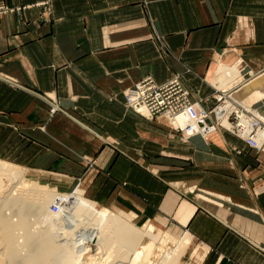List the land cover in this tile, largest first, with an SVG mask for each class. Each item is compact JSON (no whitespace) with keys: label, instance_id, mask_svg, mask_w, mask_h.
<instances>
[{"label":"crops","instance_id":"0c3cea01","mask_svg":"<svg viewBox=\"0 0 264 264\" xmlns=\"http://www.w3.org/2000/svg\"><path fill=\"white\" fill-rule=\"evenodd\" d=\"M0 3L20 8L0 18V159L44 165L60 149L91 157L92 171L73 160L89 197L188 232L206 248L200 264H264V153L224 130L179 141L164 117L123 110L121 95L147 76H178L210 109L220 65L264 69V0ZM50 99L67 110L42 131Z\"/></svg>","mask_w":264,"mask_h":264},{"label":"bare ground","instance_id":"6f19581e","mask_svg":"<svg viewBox=\"0 0 264 264\" xmlns=\"http://www.w3.org/2000/svg\"><path fill=\"white\" fill-rule=\"evenodd\" d=\"M241 72L243 70L239 73L236 65L231 67L220 65L214 75V82L219 79L220 84L217 82L215 84L223 90L225 84L236 82ZM258 72L247 84L240 85L241 87L237 91L230 94L232 100H224L212 111L215 115V117L213 116L214 119L221 122L226 128L232 129L227 119V112L237 109L233 101L245 105L253 111L251 107L255 108L257 98L264 97V70ZM209 86L212 87V84L209 83ZM225 92L229 94L228 90ZM256 113L254 112L257 118L264 123V115L258 110ZM177 121L182 124L184 120L179 117ZM263 134L264 132L261 131L257 134V141H261ZM22 176V173L13 171L9 166L0 163V183L10 181L12 178L21 180ZM21 188L23 189V185ZM24 189L27 191L22 195L17 194V198L12 199V202H18L17 207L21 210L26 205L36 207L38 211L36 212L42 218H39L40 224L47 225V228L41 230V225L35 224L37 226L35 228L37 229L36 233L28 232L29 222L24 210L22 215H18L19 213L17 214L15 209L14 215L16 217L12 221L13 215L7 217L3 211L4 208L9 207L6 205L9 201H5L6 204L0 201V264L6 262L10 264H148V261H152L150 264H177L182 253L179 250H183L190 243L189 237H178L174 231L164 232L161 236L158 235L157 228L150 222L136 226L119 214L92 211L89 204L84 202L80 196L81 191L76 190L70 196H52L48 193H34V184H24ZM18 198L21 199L18 201ZM57 200H61V210L53 213L50 207ZM9 208L11 210V207ZM73 215H77L79 220L82 217H89L90 219L87 222L84 220L73 222L72 220H75L72 218ZM53 217H60L64 224L62 226L52 225ZM73 225L78 226L79 231L73 230L69 235L66 231H69L70 228L73 229ZM16 230L22 232L19 238L14 233ZM56 232L62 234V237L64 236L66 239L68 236L70 238L74 235L78 238L77 240L74 239L76 242H70L66 244L68 246H64L65 244L56 242ZM20 238L22 242L19 241ZM30 242L35 243V253L30 258L26 259L25 257L23 259L20 257V252L23 251H19V248L22 245L20 249H23V246ZM139 257L143 258L142 261L138 260Z\"/></svg>","mask_w":264,"mask_h":264},{"label":"rangeland","instance_id":"374dc122","mask_svg":"<svg viewBox=\"0 0 264 264\" xmlns=\"http://www.w3.org/2000/svg\"><path fill=\"white\" fill-rule=\"evenodd\" d=\"M238 70H239V68H238ZM240 71L241 70H239V73H240ZM257 72L258 71H255V70H251V71L249 70V71L241 72V74H239V77L236 81L237 83L234 82L235 84L229 85L221 91H227L228 90L229 94L234 93L243 84H247L252 79V77H254L257 74ZM210 83H211V81H210ZM212 86L215 87L213 85V83H212ZM128 88L124 89L121 93L123 99H124V93ZM216 89H218V88H216ZM218 90H220V89H218ZM43 97L47 99L46 96H43ZM260 97H262V96H260ZM47 102L48 101H45V103L47 104V106H46L47 111L44 112V114H46V120L44 121V123L38 125V127H37V128L44 129L42 131H45V129H46L45 127L47 126V123H50L57 113H63L67 110L65 107H61L59 105V103L57 102V100H55V99H50V101L48 103ZM241 102H242V100H241ZM122 103H123L122 108H123V110H125L126 107L124 105V101H122ZM257 103L258 102H256V104ZM213 106H214V102H213L211 108H213ZM86 108H87V105H85V106L83 105L82 109L85 110ZM52 109H54L55 111L52 112ZM254 109L259 111V108L257 105H255ZM65 115H67L68 117L71 116L67 113H65ZM212 115H213V113H212ZM213 116L215 117V115H213ZM141 118H144V117H141ZM37 119L38 118L36 116L33 118H30L29 119L30 125L31 124H37V122L32 123L34 121H37ZM70 119H71V121L77 123V121L75 119H73V118H70ZM144 119H147V118H144ZM147 120L150 121L153 119H147ZM167 124L171 128V126L169 125L168 122H167ZM171 130H173V129L171 128ZM173 132L180 137V138H178L179 141H182V140L186 141L187 139H189V138H185L181 133H178L174 130H173ZM26 133H30V132H26ZM174 138L176 139V137H170L169 139L172 140ZM109 141L113 145H116L115 141H112L111 139H109ZM40 146H43L45 148V150H51L50 147L43 145V143H41ZM51 151L54 153L56 152L53 150H51ZM59 151H61V153L62 152L65 153L67 156H64L61 153L57 152L56 153L57 155L53 156V157H55L54 161H52L53 158H51L52 162H50L48 160L44 165L25 166V165L18 164L15 161L0 159V163L9 166V168L12 169L13 171L20 172L23 174L21 180H16V179L12 178L10 181H5V182L0 183V201H2V202H5V201L8 202L9 201L8 204H6L7 202H5V204L8 205L9 207H11V210L8 207L9 209L4 208L3 211L7 217L8 216L11 217L13 215L11 217V219H13L12 221H14L15 220L14 217H16L14 215L15 209H16L17 214L19 213L18 215H22L23 210H24V214H26L27 220L29 222L28 227H27L28 232L36 233L35 231H37V229H35V228L37 226L41 225L39 222L40 217L37 213L38 211H37L36 207H34V206L30 207V205H26V207H24V209L21 210L17 207V205L19 204L18 202H15V203L12 202V199L17 198V196H16L17 194L22 195L28 190L27 187H26L27 190L24 189V184H26V185L27 184L28 185L34 184V186H35L34 193H39V194L48 193L52 196H56V195L70 196L76 190L81 191L80 196L82 197L84 202L89 204V208H91L92 211H98V212H102V213L112 212V213L119 214L123 218H125L126 220L133 222L136 226H140V225H142L144 223H148V222L152 223L151 222L152 217H150L148 215L140 214L136 211H133L132 209H130L128 207H121V206H119L115 203H112V202H108V203L100 202V201L93 199L92 197H89L85 193L86 184L84 183V180H81V177H79V175H78L80 168H79V166L74 165L73 160L79 159V161H81V164L86 165V168L88 167L92 171V170H94V164L92 165L93 159L91 157L89 158L85 155L84 156L82 155L81 157L76 158L73 154H70L69 152L64 151V149H60ZM46 152L47 151H45V153ZM31 154H34V152L32 151ZM6 182H8V183H6ZM22 185H23V189L21 188ZM209 193H211V192L200 191L199 196L201 198H203L204 200L211 201L210 196H208V195H211ZM10 194H11V196H10ZM2 199H4V200H2ZM19 199H21V198H18V201H19ZM20 205H22V204H20ZM3 206H4V204H3ZM57 218L58 217H53L51 220L52 221L51 224L52 225L57 224V225L62 226L64 224L62 219L60 217L58 219ZM72 218H75V220L74 219L72 220L73 222H75L76 220L77 221L84 220L85 222H87L90 219L89 217H87V218L82 217L79 220V217L77 215H73ZM40 219H42V218H40ZM16 220H17V218H16ZM56 220H59V221H56ZM35 224H37V226ZM46 226L47 225H41L40 229L41 230H43L44 228L46 229L47 228ZM74 227L75 226L73 225V229L70 228V230L66 231V233H69V235H70L73 232V230L76 232L78 230L77 229L78 226H76L75 228ZM156 232H158V235L161 236L164 232H173V231H171L169 228L164 227V229H157ZM174 232L177 233L178 237L180 236V237H184V238H188V237L190 238L189 245H187V247H185L183 250L181 249L182 251L179 250V252L180 253L182 252V253L179 256L177 264H200L206 256V254H205L206 248H203V251L200 250V247L197 245L195 240H192V236L188 232H181V233H178L177 231H174ZM14 233L17 234L16 235L17 238H19L22 234V232L18 231V230H16ZM59 234L60 233H57V232L55 234V237L57 235V237H56L57 241L56 242L57 243L60 242V244H65L64 246H68V245H66L67 243L76 242V241H74V239L77 240V238H78V236L74 235V236H72L73 238L72 237L69 238V236H68L66 239V238H64V236L62 237V234H60V236H59ZM58 238H61V239L58 240ZM70 239L72 241H69ZM21 240L22 239L20 238L19 241H21ZM191 241H194V242H191ZM32 244H33V246H32ZM21 246H20V248H21ZM20 248H19V251H23V252H20V257L23 259H25V257H26V259H28V257L30 258L31 256H33V253H35L34 248H36V246H35V243L30 242L28 245L23 246V249H20ZM142 259H143L142 257L138 258L139 261H142ZM150 263H152V261H148V264H150ZM5 264H10V263L6 262Z\"/></svg>","mask_w":264,"mask_h":264},{"label":"built area","instance_id":"2783aa9c","mask_svg":"<svg viewBox=\"0 0 264 264\" xmlns=\"http://www.w3.org/2000/svg\"><path fill=\"white\" fill-rule=\"evenodd\" d=\"M19 10L20 8L0 3V18ZM210 88L213 90L210 99L214 106L206 109L200 101L191 99L190 92L182 85L178 76H173L162 84L155 83L152 77L147 76L125 91L124 105L128 111L140 117H164L171 128L185 138L195 135L207 138L218 130H224L243 141L249 149L264 153V134L261 141H257V134L264 132V123L254 114L257 110L251 107L253 112L245 105L233 101L237 109L227 112V119L232 127L230 130L212 115V111L224 100H232L230 94L213 86ZM53 111L55 110L52 109ZM179 117L184 120L182 124L177 121ZM60 206L61 200L55 201L50 207L51 212H59Z\"/></svg>","mask_w":264,"mask_h":264}]
</instances>
